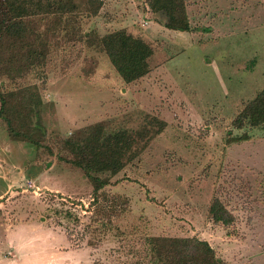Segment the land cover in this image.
Wrapping results in <instances>:
<instances>
[{
    "label": "rangeland",
    "instance_id": "374dc122",
    "mask_svg": "<svg viewBox=\"0 0 264 264\" xmlns=\"http://www.w3.org/2000/svg\"><path fill=\"white\" fill-rule=\"evenodd\" d=\"M51 6L34 25L43 61L0 75L16 124L38 140L12 138L0 116L4 264H150V236L196 237L224 264H264V122L231 125L264 86V0H184L188 31L165 28L148 0ZM117 29L148 66L131 82L99 44ZM116 134L121 167L90 168L107 179L94 200L74 162ZM213 197L228 226L208 218Z\"/></svg>",
    "mask_w": 264,
    "mask_h": 264
},
{
    "label": "trees",
    "instance_id": "16d2710c",
    "mask_svg": "<svg viewBox=\"0 0 264 264\" xmlns=\"http://www.w3.org/2000/svg\"><path fill=\"white\" fill-rule=\"evenodd\" d=\"M148 1L155 3L162 13L165 28L189 30L184 0ZM51 10V0H0V75L5 74L10 79L21 77L32 65L43 61L46 46L41 33L36 31L34 25L37 19L46 24ZM55 18L59 19L57 16ZM99 44L122 81H134L148 72L146 61L134 49L123 29L99 36ZM13 95L11 92H0V116L4 119L12 138L30 141L32 145L37 146L38 140L32 139L16 124V100H13ZM263 122L264 86L243 105L231 120V125L235 128L246 124L256 127ZM37 129H41L38 124ZM41 133L43 134V131ZM117 135L108 136L99 152L74 162L92 183L94 200L97 198L96 192L107 183V179L92 175L90 168L115 174L121 167L117 158L123 146L118 144L121 136ZM243 138L244 135L235 139ZM206 211L213 223L228 226L233 220L232 214L217 197L211 198ZM145 243L148 248L144 253L149 252L150 264H224L205 240L196 237L150 236L145 239Z\"/></svg>",
    "mask_w": 264,
    "mask_h": 264
},
{
    "label": "crops",
    "instance_id": "0c3cea01",
    "mask_svg": "<svg viewBox=\"0 0 264 264\" xmlns=\"http://www.w3.org/2000/svg\"><path fill=\"white\" fill-rule=\"evenodd\" d=\"M9 260V259H8ZM7 259L6 260H3V259H0V264H4L6 263V261H8ZM9 263H11V261H8ZM13 263V262H12Z\"/></svg>",
    "mask_w": 264,
    "mask_h": 264
}]
</instances>
